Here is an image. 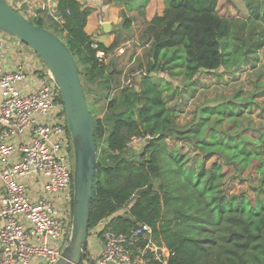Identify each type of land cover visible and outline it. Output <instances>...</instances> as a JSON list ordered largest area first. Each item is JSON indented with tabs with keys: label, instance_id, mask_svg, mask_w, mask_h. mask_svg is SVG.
<instances>
[{
	"label": "trees",
	"instance_id": "1",
	"mask_svg": "<svg viewBox=\"0 0 264 264\" xmlns=\"http://www.w3.org/2000/svg\"><path fill=\"white\" fill-rule=\"evenodd\" d=\"M243 2L246 18L222 15L219 0H165L163 13L145 21L138 37L143 54L124 71V80L140 72L131 87L121 81L115 58L98 60L99 52L108 57L119 47L120 36L109 48H92L85 31L91 11L79 1H58L61 23L48 15L30 21L49 24L63 38L86 96L95 94L88 102H106L101 115L93 114L98 159L89 230L101 226L126 235L147 224L171 252L168 264H264V133L237 131L254 95L205 106L185 128L167 104L181 92L169 77L181 76L193 96L201 74L222 76L260 51L264 57V0ZM122 27L128 30L131 20L124 18ZM255 89L264 92V81ZM146 136L142 151L128 148L133 138ZM168 140L195 147L196 167H186ZM226 168L233 171L229 177ZM250 169L259 176L253 196L231 193V182L245 180Z\"/></svg>",
	"mask_w": 264,
	"mask_h": 264
},
{
	"label": "built area",
	"instance_id": "2",
	"mask_svg": "<svg viewBox=\"0 0 264 264\" xmlns=\"http://www.w3.org/2000/svg\"><path fill=\"white\" fill-rule=\"evenodd\" d=\"M58 1L28 0L32 13L27 14L61 23ZM91 47L97 49L98 42L93 40ZM98 60L107 63L108 57L99 52ZM139 74H129L124 85L131 87ZM149 139L133 138L128 148L139 151ZM73 171V143L51 71L42 62L26 74L20 66L7 68L0 56V178L5 188L0 264H55L60 259L71 231ZM90 232L101 246L97 264H168L171 256L147 224L126 235L101 226ZM80 264H90L88 254Z\"/></svg>",
	"mask_w": 264,
	"mask_h": 264
},
{
	"label": "water",
	"instance_id": "3",
	"mask_svg": "<svg viewBox=\"0 0 264 264\" xmlns=\"http://www.w3.org/2000/svg\"><path fill=\"white\" fill-rule=\"evenodd\" d=\"M108 25H105L106 31ZM0 31L28 46L51 71L64 104L73 143V214L68 242L55 264H80L88 254L89 223L98 159L95 125L80 69L68 45L51 30L32 24L0 0ZM114 60H111L113 63ZM152 190L139 189L137 196Z\"/></svg>",
	"mask_w": 264,
	"mask_h": 264
},
{
	"label": "rangeland",
	"instance_id": "4",
	"mask_svg": "<svg viewBox=\"0 0 264 264\" xmlns=\"http://www.w3.org/2000/svg\"><path fill=\"white\" fill-rule=\"evenodd\" d=\"M6 1L8 2V0ZM218 9L219 12L226 17L246 18L248 16V11L245 8L243 0H219ZM22 14L29 21H32L35 18L33 16H29L25 12H22ZM44 28L51 31L53 30L49 24H44ZM0 39L1 41H5V48H0V56L2 57V60H4L6 58L4 50L6 51L12 47L16 49L17 45L20 46V44H17L16 42L18 39L13 38L9 34L2 31H0ZM143 51L144 49H140V47L132 45L130 46L129 53L126 51V53L122 55V59L119 58L120 61L117 65L123 69L121 81L122 79L124 80L125 77H123L124 71H127L134 65V61L143 54ZM181 78V76H174L172 78L169 77L170 81H172L174 85H178L180 87L179 89L181 92L175 97L167 99L168 106L178 111L177 123L180 128L188 126L193 121L195 113L203 107L227 102L229 100L233 101L235 96L239 94L242 99L250 98L252 95L254 96H252L251 107L245 111V115L242 117V121L240 122V126L237 131H245L249 136L254 135V132L256 131L264 133V92L259 90L258 92H261V94H256L257 91L255 89L257 83L264 81L263 51H260L259 55L252 56L249 60H244L238 68L222 76L209 75L205 73L201 74L198 81L195 83L193 96L189 95V93L182 88L185 84L183 85L181 83ZM86 97L91 102L95 100V94L92 92L88 93ZM91 102L88 103H90L89 107L92 115H101L105 109V100L95 102L93 106ZM241 102L245 103V101ZM225 126H232V123H228ZM168 144L171 150H174V148L177 147L179 153L185 157L184 164L186 167H196L200 154L195 147L188 143H176L173 140H168ZM143 148L144 147L138 150L142 151ZM213 161L211 159L208 160V165H210ZM226 169L227 177L231 176L233 173L232 169ZM244 178L245 180H235L231 182L229 186L230 192L236 194L248 193V195L252 197V190L259 182V176L256 172L250 169L245 172Z\"/></svg>",
	"mask_w": 264,
	"mask_h": 264
},
{
	"label": "crops",
	"instance_id": "5",
	"mask_svg": "<svg viewBox=\"0 0 264 264\" xmlns=\"http://www.w3.org/2000/svg\"><path fill=\"white\" fill-rule=\"evenodd\" d=\"M84 9L91 12L87 18L85 27L86 33L99 44L109 48L113 45L116 37L120 36L119 47L108 55V60L114 59L119 63L122 55L129 53L130 46H138L142 49L138 37L144 27L145 21L150 20L156 14H162L165 9V0H77ZM9 4L18 11L28 14L32 13L28 5V0H8ZM124 18L131 20V27L128 30L123 29L122 22ZM100 19L103 24L100 26ZM105 25L109 30L106 31ZM5 41L0 39V48H5ZM16 49L13 47L4 50L6 58L4 59L7 68L22 67L25 73L30 74L35 67L42 66V62L37 55L25 44L16 41ZM137 55V54H136ZM124 59V58H123ZM31 80L28 76L27 81ZM5 193L3 181L0 178V201ZM1 209V202H0ZM2 221L0 219V227ZM101 253V246L94 232L89 233L88 237V261L90 264H97V259Z\"/></svg>",
	"mask_w": 264,
	"mask_h": 264
}]
</instances>
